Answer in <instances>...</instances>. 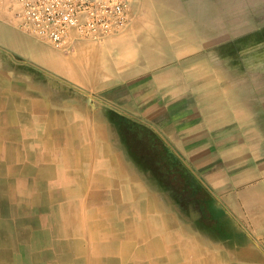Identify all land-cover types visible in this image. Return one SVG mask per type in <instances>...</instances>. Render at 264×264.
I'll return each instance as SVG.
<instances>
[{"label":"crops","instance_id":"1","mask_svg":"<svg viewBox=\"0 0 264 264\" xmlns=\"http://www.w3.org/2000/svg\"><path fill=\"white\" fill-rule=\"evenodd\" d=\"M212 1L64 55L0 0V264H264V37Z\"/></svg>","mask_w":264,"mask_h":264},{"label":"built area","instance_id":"2","mask_svg":"<svg viewBox=\"0 0 264 264\" xmlns=\"http://www.w3.org/2000/svg\"><path fill=\"white\" fill-rule=\"evenodd\" d=\"M139 0H15L19 28L64 55L123 34Z\"/></svg>","mask_w":264,"mask_h":264},{"label":"rangeland","instance_id":"3","mask_svg":"<svg viewBox=\"0 0 264 264\" xmlns=\"http://www.w3.org/2000/svg\"><path fill=\"white\" fill-rule=\"evenodd\" d=\"M181 1L183 3H187L189 0H181ZM139 2H140V0L138 1V3ZM212 2H213V5L211 7V10L208 9V13H210V16H211L210 21L212 23V26H213V24H214V26L211 28L210 31L213 32L216 30L215 28L217 26L216 25L217 21H216L215 17L222 15V16H225V19H224L225 24L227 23L229 25V31L235 32L236 31V25L234 23H236L237 17L234 16V14H232L233 16H231V13H233V11L237 10V8L234 9V7H233V8L227 9L226 7H223L225 2H221L220 0H213ZM259 2H260V4H259ZM230 3H232L235 6L237 3H244L245 7L243 9H240V11H242V13H243V17H242L243 20L247 21V22L249 21L248 24H246L244 26L245 30L250 29L251 31H254L256 29V27H260V33H261L260 36L264 37L263 36L264 35V19H263L264 17H262V18L258 17L259 14L264 15V0H242V2H239V1L236 2V0H235V2H230ZM140 12H141V10H138L137 14H139ZM227 16H228V19H226ZM254 27H255V29H254ZM217 28L220 32V26L219 25L217 26ZM254 37L259 38V35H254ZM217 46L218 45H216L215 47H217ZM68 55H70V54H68Z\"/></svg>","mask_w":264,"mask_h":264},{"label":"flooded vegetation","instance_id":"4","mask_svg":"<svg viewBox=\"0 0 264 264\" xmlns=\"http://www.w3.org/2000/svg\"><path fill=\"white\" fill-rule=\"evenodd\" d=\"M224 217V216H223ZM224 224H227L226 227L224 226L222 230V235L226 237V239L234 244L237 245L239 248H242L245 243H247L244 240V234L237 228L236 224L233 222V220L227 216V218H223ZM212 227L214 234H219V229L215 226V222L212 220ZM245 241V242H244Z\"/></svg>","mask_w":264,"mask_h":264},{"label":"bare ground","instance_id":"5","mask_svg":"<svg viewBox=\"0 0 264 264\" xmlns=\"http://www.w3.org/2000/svg\"><path fill=\"white\" fill-rule=\"evenodd\" d=\"M5 76V75H4ZM3 79V78H2ZM5 79V78H4ZM9 79V78H8ZM4 81V80H3ZM23 82V81H22ZM21 83V82H20ZM6 84V83H5ZM8 85H9V83H7ZM6 84V85H7ZM11 86V85H10ZM27 88V87H26ZM13 89V88H12ZM5 90V89H4ZM8 90V89H7ZM23 90V89H22ZM25 91V90H24ZM23 92V91H22ZM4 94V93H3ZM18 95V94H17ZM32 95V94H31ZM13 98V97H12ZM1 99V98H0ZM4 100V99H3ZM43 101V100H42ZM2 103V102H1ZM5 103V102H4ZM43 103V102H42ZM18 106V105H17ZM24 107V106H23ZM40 107V106H39ZM46 107V106H45ZM25 108V107H24ZM19 110V109H18ZM43 110V109H42ZM61 110V109H60ZM15 112V114H16V111H14ZM60 112V111H59ZM25 113V112H24ZM27 113V112H26ZM64 117V116H63ZM50 119V118H49ZM48 122H50V121H48ZM53 122V121H52ZM37 127H39V126H37ZM43 127V126H42ZM45 128H47V127H45ZM43 129V128H42ZM49 131V130H48ZM2 169V168H1ZM7 231V230H6ZM90 244V243H89Z\"/></svg>","mask_w":264,"mask_h":264}]
</instances>
